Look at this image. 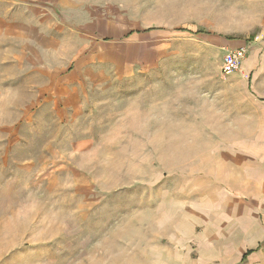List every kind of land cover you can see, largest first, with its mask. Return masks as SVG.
Returning a JSON list of instances; mask_svg holds the SVG:
<instances>
[{
    "label": "rangeland",
    "instance_id": "1",
    "mask_svg": "<svg viewBox=\"0 0 264 264\" xmlns=\"http://www.w3.org/2000/svg\"><path fill=\"white\" fill-rule=\"evenodd\" d=\"M19 4L0 264H264V0Z\"/></svg>",
    "mask_w": 264,
    "mask_h": 264
},
{
    "label": "crops",
    "instance_id": "2",
    "mask_svg": "<svg viewBox=\"0 0 264 264\" xmlns=\"http://www.w3.org/2000/svg\"><path fill=\"white\" fill-rule=\"evenodd\" d=\"M14 7V0H0V103L10 105L13 103V99L10 100L8 96L5 98V93L10 92L8 89L12 91L14 87L21 85V81L25 78L24 74L30 71L27 64H25L22 51V40L26 39L27 41L30 28L26 18L27 16L22 14V6L19 4L17 8H21V10H18L17 13ZM14 42H17L18 49L15 48L16 45H14ZM221 44L223 46L228 45L232 50L246 47L247 54L241 61L240 67L245 70L251 69V64L253 65L254 61H252L251 57L249 58L247 56L249 54V48L251 47L249 41L230 39L227 42H221ZM33 69H35L34 66ZM37 71L39 70L37 69ZM251 78L252 72L250 70L249 83H251ZM14 102L18 103V100Z\"/></svg>",
    "mask_w": 264,
    "mask_h": 264
},
{
    "label": "built area",
    "instance_id": "3",
    "mask_svg": "<svg viewBox=\"0 0 264 264\" xmlns=\"http://www.w3.org/2000/svg\"><path fill=\"white\" fill-rule=\"evenodd\" d=\"M246 54V47L229 50L223 58L222 72L224 74H230L237 71L240 68L241 61L245 58Z\"/></svg>",
    "mask_w": 264,
    "mask_h": 264
},
{
    "label": "trees",
    "instance_id": "4",
    "mask_svg": "<svg viewBox=\"0 0 264 264\" xmlns=\"http://www.w3.org/2000/svg\"><path fill=\"white\" fill-rule=\"evenodd\" d=\"M248 253H250V252H248Z\"/></svg>",
    "mask_w": 264,
    "mask_h": 264
}]
</instances>
